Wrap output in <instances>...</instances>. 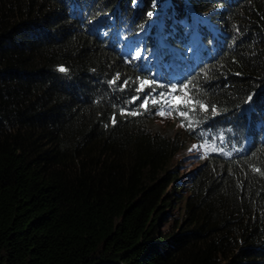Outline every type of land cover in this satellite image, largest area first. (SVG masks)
<instances>
[{
    "label": "trees",
    "instance_id": "obj_1",
    "mask_svg": "<svg viewBox=\"0 0 264 264\" xmlns=\"http://www.w3.org/2000/svg\"><path fill=\"white\" fill-rule=\"evenodd\" d=\"M96 2L0 0V264H264V0ZM159 35L213 56L176 85L186 172L129 100Z\"/></svg>",
    "mask_w": 264,
    "mask_h": 264
},
{
    "label": "clouds",
    "instance_id": "obj_2",
    "mask_svg": "<svg viewBox=\"0 0 264 264\" xmlns=\"http://www.w3.org/2000/svg\"><path fill=\"white\" fill-rule=\"evenodd\" d=\"M103 18V17H102ZM111 20L110 18H103L100 19L97 22H94L93 27L91 28V32L94 34H96V30L99 29H105L107 27V24L105 25V23L107 21ZM112 22V20L110 21V23ZM105 25V26H104ZM98 27L97 29L95 27ZM129 29L125 30L128 31ZM124 31V32H125ZM124 32L122 33H118L117 35H115L114 37H116L117 42L120 40V35L124 34ZM136 32V31H135ZM128 38V37H127ZM126 38V40H127ZM136 38L131 36V39L129 40V42L131 44H133L132 40ZM136 45V47H141L143 46L144 48H142L141 50H145L148 49V51L145 53L143 52L142 54V58L141 59H134L133 62H135V64L133 65V72L135 74V76H137V81H136V89L133 93V98H130L129 100H131V103H134L135 106V113L134 115H138V114H143L145 116L149 115L154 117L156 120H160L157 115H159V113L161 111H164L165 113L169 112V109H167V107H165L166 104H168V106L171 107V112L172 115L175 116V118L178 120V124L180 125V129L183 130L184 132H191L190 128L188 126H186L184 124V122L181 120V116L180 115H176L174 112V108L176 107V105L172 104V98L179 96L181 98L182 95L179 92L180 88H177L176 85H178V82L184 81L186 82L187 80H189V78L192 76V74L194 73L193 68H192V63H191V56L185 54V56H181V55H177L174 53L173 50H171V52L168 53H161V57L158 60V57L156 56V58H154L153 60L156 62H150L148 61L149 55H147V53H151L152 52V45H150V39L145 38L144 40H141L138 38L137 40V44H133ZM150 50V52H149ZM148 66V68L146 69V71L143 70V66ZM182 65L184 66V68H182ZM140 66V69H139ZM187 69L186 72H183V70ZM177 70L181 71V72H177ZM177 73H181L182 75H186V77H178L176 74ZM149 77V78H148ZM143 80H149V81H155V83L149 87L148 85H145L143 90H138L140 87V84ZM175 86L177 88V92H175V94H171V89L172 87ZM121 90H126V87H122ZM139 94V96H137ZM187 96V95H186ZM134 98H138L135 99ZM147 98L149 100L147 109L141 107V104L143 102V100ZM186 98V97H185ZM152 100H157L159 101L156 104L152 103ZM157 114V115H155ZM161 116V115H159ZM190 116V115H188ZM162 117V116H161ZM192 134V132H191ZM192 141L199 143V141H197V138L193 136L192 134ZM201 145V144H200ZM204 149V146L201 145ZM205 153V149L203 151ZM203 153V154H204ZM205 155V154H204ZM204 159V158H203Z\"/></svg>",
    "mask_w": 264,
    "mask_h": 264
},
{
    "label": "rangeland",
    "instance_id": "obj_3",
    "mask_svg": "<svg viewBox=\"0 0 264 264\" xmlns=\"http://www.w3.org/2000/svg\"><path fill=\"white\" fill-rule=\"evenodd\" d=\"M96 3H98V2H96V0H95V4ZM165 10L166 9L164 7L163 12H165ZM86 17H88V16H86ZM95 28L97 29L98 27L96 26ZM105 29H104L105 32H107L108 30H110V27L105 28ZM127 29H129V28L125 27L124 31ZM132 32H134V31H132ZM132 34H134V33H132ZM180 92H181L183 99H185V97H186L185 91L180 90ZM171 94H173V92H171ZM165 107H167V109H169V112L165 113V115L163 117L155 114L160 119V120H157L158 121L157 122L158 127L162 130H165V131H167L168 129H173L174 131L179 130L180 125L178 124V120L175 118V116L172 115L171 107L168 106V104H166ZM203 151H204V149L200 144H198L194 141H190L188 143L187 150L183 153L184 154L183 158L181 157V161H182L181 163L185 169V172L192 169L193 167H196L200 162L203 161V158H205Z\"/></svg>",
    "mask_w": 264,
    "mask_h": 264
},
{
    "label": "snow or ice",
    "instance_id": "obj_4",
    "mask_svg": "<svg viewBox=\"0 0 264 264\" xmlns=\"http://www.w3.org/2000/svg\"><path fill=\"white\" fill-rule=\"evenodd\" d=\"M147 15H148L149 17L152 16V12H148ZM142 54H143V50H136V51L133 53V58H134V59H141V58H142ZM59 70H60L61 72L65 71L64 68H60ZM114 82H115V81H113V83H114ZM154 83H155V81L143 80V81L141 82L140 87H139L138 90H143V88H144L145 85H148L149 87H151ZM187 89H188V84H184L180 90L187 92ZM171 92H173V93L177 92V88H176L175 86H173L172 89H171ZM135 99H138V98H134V100H135ZM251 100H252V97L249 96L247 102L250 103ZM158 102H159V101H157V100H152V103H153V104H156V103H158ZM148 103H149V100H148L147 98H145V99L143 100L142 104H141V107L147 109ZM190 103H195V102L192 101V100H190V99L187 100V101H185L183 98H181V97H179V96H176V97H173V98H172V104H173V105H176V106H178V105H180V104H190ZM200 107H201L204 111H207V107H206V106H204V105H200ZM192 110L195 111V109H192ZM213 111H215V110H213ZM159 115H161V116L163 117V116L165 115V112H164V111H161V112L159 113ZM180 115H181V116H186L187 113H185V112H180ZM189 127H191V123H189ZM194 147H195V146H194ZM254 171H256V172H260V169H259V168H256V169H254Z\"/></svg>",
    "mask_w": 264,
    "mask_h": 264
},
{
    "label": "bare ground",
    "instance_id": "obj_5",
    "mask_svg": "<svg viewBox=\"0 0 264 264\" xmlns=\"http://www.w3.org/2000/svg\"><path fill=\"white\" fill-rule=\"evenodd\" d=\"M149 78V77H148Z\"/></svg>",
    "mask_w": 264,
    "mask_h": 264
}]
</instances>
